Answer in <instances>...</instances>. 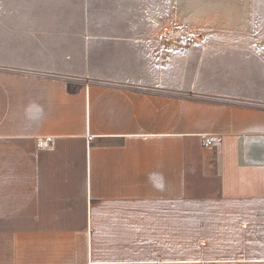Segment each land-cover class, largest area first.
I'll list each match as a JSON object with an SVG mask.
<instances>
[{
  "label": "crops",
  "instance_id": "1",
  "mask_svg": "<svg viewBox=\"0 0 264 264\" xmlns=\"http://www.w3.org/2000/svg\"><path fill=\"white\" fill-rule=\"evenodd\" d=\"M158 263L264 264V0H0V264Z\"/></svg>",
  "mask_w": 264,
  "mask_h": 264
},
{
  "label": "built area",
  "instance_id": "2",
  "mask_svg": "<svg viewBox=\"0 0 264 264\" xmlns=\"http://www.w3.org/2000/svg\"><path fill=\"white\" fill-rule=\"evenodd\" d=\"M170 36L172 38H180L183 43L191 42V39L188 36H185V31H183L182 29H175V30L171 31ZM89 139H91V138H89ZM211 143H212L211 139H204L202 144L204 145V144H211ZM41 146H44V144L41 143ZM158 264H161V263H158Z\"/></svg>",
  "mask_w": 264,
  "mask_h": 264
}]
</instances>
